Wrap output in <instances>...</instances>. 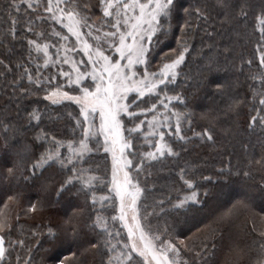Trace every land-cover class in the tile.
I'll return each mask as SVG.
<instances>
[{"label": "trees", "instance_id": "obj_1", "mask_svg": "<svg viewBox=\"0 0 264 264\" xmlns=\"http://www.w3.org/2000/svg\"><path fill=\"white\" fill-rule=\"evenodd\" d=\"M32 2L35 4V0ZM4 3L5 0H0V61H3L0 64V219H6L11 227L0 233L5 236V248L10 253L6 254L3 264H107L108 256L104 251L92 248L89 243L97 239L89 216L94 220L99 212L109 217L112 228L110 217L115 213L111 205L105 204L106 211H101L102 206L97 201L93 210L91 194L86 202L83 194L78 195L75 190L57 200L54 189L62 177L55 169L45 171L40 180L27 182L19 172L14 178L7 174L10 157L3 151L4 125H10L9 143L31 147L35 141L38 157L49 144L37 140V134L56 136L57 140L65 142L72 139L79 108L71 103L52 104L44 99L45 91L21 95L20 87L31 90V86L26 77L21 80L22 69L17 65L30 67L35 76V62L27 63V39H37L41 44L58 41L51 38V27L46 25L34 29L44 31V37L27 34L26 20L32 10L25 4L16 18L15 13L9 16L3 12ZM76 3L88 6L92 25L108 30L102 10L92 7L98 0H76ZM176 3L179 11L170 25H165L166 34L158 32L153 38L148 69L158 71L162 63L175 58L174 50L185 45L189 48L179 76L166 90L170 96L181 95L187 103L185 107L173 100L172 111L182 118L187 116L181 134L188 137V141H178L177 137L166 134L165 140L175 145L179 158H167L141 172L139 182L145 189L141 204L177 246L192 253L196 264H250L255 260L259 233L264 227V191H261L264 188V126L259 122L251 124L264 93L259 82V75L264 71L260 66L264 52L261 38L264 0H227V9L222 7L221 0H176ZM196 8L204 12L206 20L195 15ZM185 9L193 14L189 15ZM38 11L42 12L43 8ZM12 19L17 21L15 37L10 35ZM55 27L65 34L59 25ZM49 50L51 54L55 52V48ZM249 60L251 64L247 63ZM41 71L46 77L53 73L49 68ZM254 76L257 79H253ZM36 108L40 110L41 119L29 123L27 114ZM158 109L164 112L159 104ZM172 120L174 124L175 117ZM205 128L211 131L212 141L194 135ZM144 129L136 141L141 153L151 150L148 141L143 139L144 132L147 134ZM165 131L167 133V129ZM107 157L102 150L93 153L85 168L95 170L91 175L105 178V167L109 166ZM34 159L28 158L29 167ZM181 169H184V179L192 181L193 189L189 190L180 178ZM221 170L224 175L220 174ZM37 175L40 176L39 170ZM41 184L46 185V191ZM190 191L198 193L200 210L187 215L175 213L171 204ZM107 194L103 185L97 186V200ZM245 196L247 208L239 204ZM161 201L163 207H160ZM31 204L37 205L35 211L30 210ZM229 210L231 215L224 222H214ZM69 222L80 234L75 241ZM49 229L57 232L55 239ZM121 231L124 236L125 230ZM119 239L114 238L112 243Z\"/></svg>", "mask_w": 264, "mask_h": 264}, {"label": "snow or ice", "instance_id": "obj_2", "mask_svg": "<svg viewBox=\"0 0 264 264\" xmlns=\"http://www.w3.org/2000/svg\"><path fill=\"white\" fill-rule=\"evenodd\" d=\"M32 10L26 20V33L36 37H44L45 32H36L34 29L39 25L51 27V38L58 43L41 44L37 39H27L29 51L28 65L35 62V76L33 70L25 64L17 65L22 69L21 80L27 78L26 87H20L23 96L31 94V91H45L44 99L52 104H60L65 101L75 103L78 108V116L73 128L72 139L65 141L57 140L56 136L37 134L36 139L49 144L48 148L36 156L35 141L32 146L28 144L17 146L9 143L7 132L10 125H4L3 151L10 157V166L7 174L11 177L19 172L25 181L40 180L43 173L48 169H55L62 177L59 186L54 189L57 200L66 194L71 195L73 190L79 195L83 194L85 200L91 194V207L95 210L97 204V186L103 185L107 189V195L101 196L99 202L101 211H106L105 204L111 205L115 213L110 217L112 228L109 227V217L102 216L97 212L90 227L96 233L95 242L89 241L92 248L102 249L108 256L107 264H181L178 257L180 249L176 243L168 237L165 231L156 234L159 229H153L150 221L141 223V212L138 201L141 200L145 189L141 187L139 176L147 167L155 163H162L170 157L179 158V152L175 145L165 140L166 134L178 138V141L187 142L188 137L181 134L183 118L177 112L172 111L175 107L172 101L187 107V103L179 94L170 96L167 94L170 84H174L179 76L180 66L186 59L189 48L185 45L176 51L174 59L162 63L158 71H149V54L153 37L157 33L166 34L165 25H170L175 19L179 9L176 0H98L99 7L103 12L105 27L109 30L100 33L90 23L91 16L87 5L81 6L76 0H47V3H33L32 0H5L3 12L9 16L13 13L19 18L21 7ZM222 7H229L227 0H221ZM43 8L42 12L38 10ZM189 15L188 9H185ZM195 15L200 19H207L200 8L195 9ZM16 19H12V31L10 35L15 37ZM67 30L58 31L55 27ZM86 30V31H84ZM183 31V28L181 29ZM8 34H5L7 38ZM69 37L75 38V43L69 47ZM158 38V37H157ZM264 39V32L261 33ZM92 40L95 43H90ZM55 48V59L49 49ZM35 52L37 55L33 56ZM83 55L86 60H77L74 55ZM43 59V65L38 61ZM167 59V57L165 58ZM251 64L252 61L247 62ZM3 64V61H0ZM61 65L56 75L44 77L42 67L47 69L51 66ZM62 65H68L69 71H65ZM81 66L83 70H81ZM260 66L264 68V52L260 57ZM59 76L64 84L54 83ZM257 79V77H253ZM259 82L264 88V71L259 75ZM16 87H19L17 85ZM67 88V91L62 90ZM75 93V94H73ZM150 104V107L148 105ZM158 104L164 109L160 112ZM260 108L257 114L251 117V124L259 122L264 126V93L259 99ZM38 108L27 114L28 122L39 121L41 115ZM160 116V119L157 116ZM143 117V119H141ZM151 117V118H149ZM175 117L173 124L172 118ZM148 133L143 136L148 141L151 150L141 153L136 141L141 138L144 126ZM189 127L191 122L189 121ZM19 125L17 126V129ZM167 129V133L165 131ZM78 130V135H77ZM201 139L213 140L211 131L205 128L201 133H194ZM44 147L43 143L40 145ZM66 149V151H61ZM103 151L105 157L111 156L110 179L91 175V168H85L89 164L93 152ZM14 157V158H13ZM29 157H35L30 167L27 162ZM23 169V171H21ZM39 170L40 176L37 175ZM181 179L189 190L194 188L191 180L184 179V169H181ZM221 175L225 173L221 170ZM248 175L247 172L244 173ZM79 185V186H78ZM40 187L46 189L45 184ZM264 191V188L261 189ZM207 195V193H205ZM12 199V197H9ZM171 204V201H168ZM200 203L198 193L190 191L183 198L177 197V203L171 204L172 210L181 215L198 212L197 205ZM164 202L161 201L160 207ZM240 206L247 208V196L239 201ZM43 202H41V206ZM36 204L30 205V210L35 211ZM146 211V210H145ZM231 215L221 214L216 223L224 222ZM71 221V218H69ZM6 219H0V233L10 228ZM68 227L72 232V239L79 238V232L69 222ZM59 229L60 226H57ZM122 229H126V239L122 235ZM255 218L253 231H255ZM67 232V229L64 230ZM53 239L57 232L49 229ZM120 237L116 244L112 241ZM22 243V242H21ZM181 244L184 241H180ZM119 246V247H118ZM213 248L215 244L213 243ZM7 250L5 248V236L0 234V264H3ZM187 264V262H184ZM250 264H264V227L259 233L255 260Z\"/></svg>", "mask_w": 264, "mask_h": 264}, {"label": "rangeland", "instance_id": "obj_3", "mask_svg": "<svg viewBox=\"0 0 264 264\" xmlns=\"http://www.w3.org/2000/svg\"><path fill=\"white\" fill-rule=\"evenodd\" d=\"M37 2H39V3H41L42 5H44V4H46L47 3V0H35V3H37ZM124 2H127V0H124ZM142 2H146V0H142ZM91 23V22H90ZM92 24V23H91ZM94 26V28H96V29H101V27H98V26H95V25H93ZM64 30V32H65V34L67 35V30L66 29H63ZM109 30V29H108ZM84 31H86V30H84ZM104 31H107V30H100V33H103ZM154 38V37H153ZM90 43H95L94 41H92V40H90L89 41ZM75 43V38L74 37H69V43H68V46L69 47H71L73 44ZM49 52H50V50H49ZM55 52H56V49H55ZM55 52H53V54H51L52 56H53V59H55ZM37 55V54H36ZM41 55V59L38 61L41 65H43V59H42V54H40ZM73 58H75V59H77V60H80V59H84V60H86L87 58L83 55V53H80L79 55H74L73 56ZM41 60H42V62H41ZM59 67H61V65H59V64H57V65H55V66H51V67H49V69H53V73H52V75H56V73H57V70H58V68ZM62 67L64 68V70L65 71H69L70 69H69V66L68 65H62ZM42 70H43V67H42ZM81 70H83V67L81 66ZM149 71H150V69H148ZM151 72V71H150ZM50 76V75H49ZM44 77H46V76H44ZM58 82H60L59 84H64L65 82H64V80H62L59 76H57V80L56 81H54V83H58ZM62 90H64V91H67L68 89L67 88H63ZM73 94H75V93H73ZM50 102V101H49ZM63 103H71V104H74V105H76L75 103H73V102H69V101H65V102H63ZM63 103H60V104H63ZM77 106V105H76ZM78 107V106H77ZM149 118H151V117H149ZM157 118L158 119H160V117L159 116H157ZM144 130L145 131H147V133H148V128H147V126H144ZM144 134H146L145 132H144ZM93 153H96L95 151L93 152ZM108 157H107V159H108V168L107 167H105V170L107 171V176H108V179H110V175H111V156H110V154L109 155H107ZM142 196H143V194H142ZM141 200H142V198H141ZM141 200L140 201H138V207H139V209H140V212H141V217H142V219H141V223H145V222H149L150 221V223H151V226H152V228L153 229H159V232H157L156 234H162V233H164V230H162V227L160 226V225H158L157 223H155V220H153V218H154V216H149L150 214H148L149 213V211H145L146 209L143 207V205L141 204ZM98 202H99V200H97ZM99 204H100V202H99ZM125 230V232H124V237H125V239H126V235H127V233H126V229H124ZM173 234V233H172ZM168 237H169V235H168ZM171 238V237H170ZM113 244H116V243H113ZM119 247V246H118ZM179 247V249H180V255H179V257H178V259H179V261L181 262V264H184V262H187V264H196L195 262H194V258L191 256L192 255V253H188V252H185L184 250H183V248H181L180 246H178ZM113 264H115V261L113 262Z\"/></svg>", "mask_w": 264, "mask_h": 264}]
</instances>
